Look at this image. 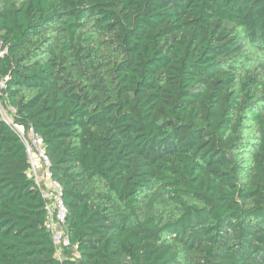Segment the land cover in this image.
I'll return each mask as SVG.
<instances>
[{"label": "trees", "instance_id": "16d2710c", "mask_svg": "<svg viewBox=\"0 0 264 264\" xmlns=\"http://www.w3.org/2000/svg\"><path fill=\"white\" fill-rule=\"evenodd\" d=\"M0 78V264H264V0H0Z\"/></svg>", "mask_w": 264, "mask_h": 264}, {"label": "built area", "instance_id": "2783aa9c", "mask_svg": "<svg viewBox=\"0 0 264 264\" xmlns=\"http://www.w3.org/2000/svg\"><path fill=\"white\" fill-rule=\"evenodd\" d=\"M6 86V80L0 78V113L7 123L12 124L10 114L5 107V104L2 102V96L4 94ZM22 136L23 138H25L24 134H22ZM29 137L31 138V144H29L28 140H25L27 144V151L31 158L33 174L35 175L36 179L39 180L40 177L38 176V170L42 167L41 163L43 162L48 166L49 160L45 152L42 150V138L36 136L33 132L29 134ZM36 160H38L39 162L38 165L36 163ZM41 180L45 181L44 185L47 188L45 197H48L50 200H52L51 204H49V211L52 218L49 226L52 230H54L55 233L57 224L64 223L67 214V210L62 199V188L57 182L51 179V174L48 170H46L45 176H43ZM67 242L68 240L66 239L65 243Z\"/></svg>", "mask_w": 264, "mask_h": 264}, {"label": "rangeland", "instance_id": "374dc122", "mask_svg": "<svg viewBox=\"0 0 264 264\" xmlns=\"http://www.w3.org/2000/svg\"><path fill=\"white\" fill-rule=\"evenodd\" d=\"M36 163H37V165L39 164L38 160H36ZM62 238H63V234L62 233L60 234V233L55 232V240H56V242H59L60 240H62Z\"/></svg>", "mask_w": 264, "mask_h": 264}]
</instances>
